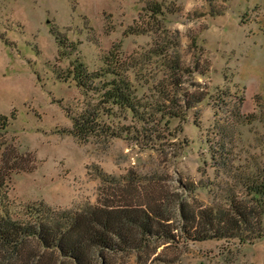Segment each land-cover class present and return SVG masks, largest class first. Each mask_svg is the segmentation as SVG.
I'll return each mask as SVG.
<instances>
[{
    "label": "rangeland",
    "instance_id": "1",
    "mask_svg": "<svg viewBox=\"0 0 264 264\" xmlns=\"http://www.w3.org/2000/svg\"><path fill=\"white\" fill-rule=\"evenodd\" d=\"M153 3L161 14L148 10ZM146 23L148 32L128 30ZM156 43L192 71H181L178 100L204 93L184 119L152 112L139 121L109 110L99 93H85L73 80L74 63L97 71L111 52L133 65L129 78L140 109L149 113L171 89ZM95 105H103L99 121L116 134L74 137L71 118ZM1 116L8 146L35 167L13 171L0 189V203L13 217L40 202L79 211L136 187L144 198L159 193V210L178 233L179 199L216 204L236 182L232 175L264 167V0H0ZM237 190L243 193L240 185ZM110 260L264 264V241L156 240Z\"/></svg>",
    "mask_w": 264,
    "mask_h": 264
},
{
    "label": "trees",
    "instance_id": "2",
    "mask_svg": "<svg viewBox=\"0 0 264 264\" xmlns=\"http://www.w3.org/2000/svg\"><path fill=\"white\" fill-rule=\"evenodd\" d=\"M148 10L153 15L162 13L157 3L150 4ZM148 26L149 23L135 24L128 30L145 33L150 31ZM56 40L63 47V40ZM169 48L158 43L154 47V54L165 59L169 70L167 85L171 89L162 91L161 100L149 113L140 109L144 105L135 96L128 74L133 65L111 52L104 57L103 68L87 71L83 63L76 62L71 74L80 90L99 93L100 102L108 109L114 106L139 121L147 120L152 112L168 119H184L186 111L203 100L204 93L196 90L178 100V91L174 88L179 83L181 71L186 74L192 71L182 67L175 51L168 54ZM103 105L89 106L72 117L71 134L84 141L97 133L114 136L115 131L99 121ZM237 120L242 122L243 116L237 115ZM7 122L6 116L0 117V189L13 171L35 168L22 164L15 147L8 146ZM232 177L236 182L225 190L216 204L202 206L187 198L179 199L176 210L180 225L175 228H180L178 233H174L168 217L159 210V193H150L144 198L137 194L136 187L121 191L117 201L108 199L79 211L54 209L40 202L28 204L21 216L13 217L0 203V264H114L110 260L112 255L147 249L156 240L184 243L211 239H237L240 243L264 241V167ZM190 185L185 184L183 188L190 189ZM239 185L241 194L237 190ZM142 199L146 201L141 203Z\"/></svg>",
    "mask_w": 264,
    "mask_h": 264
}]
</instances>
